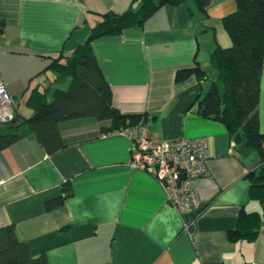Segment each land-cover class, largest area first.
Listing matches in <instances>:
<instances>
[{"label":"crops","instance_id":"obj_1","mask_svg":"<svg viewBox=\"0 0 264 264\" xmlns=\"http://www.w3.org/2000/svg\"><path fill=\"white\" fill-rule=\"evenodd\" d=\"M134 0H0V83L16 103L15 120L0 124L19 138L0 150V227L11 224L32 257L48 264H264V202L249 196L258 153L236 142L219 120L197 110L215 77L209 57L231 39L221 19L235 0L164 4L142 24L91 40V49L122 113L144 115L156 140L204 137L205 173L195 186L200 212L179 213L150 171L131 163L132 141L107 121L78 117L58 124L63 146L47 153L22 123L40 98L65 90L55 79L63 61L106 12ZM199 67L175 80L182 69ZM259 130L264 133V70L259 79ZM22 123V124H21ZM70 188L69 192L65 190ZM63 202L48 208L57 197ZM260 219L254 239H229L244 213Z\"/></svg>","mask_w":264,"mask_h":264},{"label":"trees","instance_id":"obj_2","mask_svg":"<svg viewBox=\"0 0 264 264\" xmlns=\"http://www.w3.org/2000/svg\"><path fill=\"white\" fill-rule=\"evenodd\" d=\"M209 1L134 0L135 5L122 13H104L83 43L63 61L55 59L53 62L55 79L70 78L67 88L52 90L48 100H37L34 113L22 123L28 124L42 148L52 153L64 144L58 128L61 121L78 117L107 121L100 126L102 133L144 121L141 113H122L113 106L111 89L91 49V40L120 34L127 28L140 25L164 4L191 3L204 13ZM235 4V10L221 19L231 45L227 48L216 46L212 50L209 60L215 77L199 97L197 110L205 117L221 121L236 142L257 151V165L248 173L251 180L249 196L264 202V133L259 130L257 112L259 79L264 70V0H235ZM191 72H195L201 81L210 79L206 71L196 66L179 70L175 80H181ZM15 116L10 122L0 124H10ZM18 138L19 133L14 130L0 133V150ZM65 190L68 193L70 188ZM62 202L60 196L48 201L47 207H57ZM199 212L200 208L191 219ZM259 224L256 213L241 214L236 228L228 233L229 239H254ZM0 264L48 263L45 255L30 256L25 243L16 236L14 226L8 224L0 227Z\"/></svg>","mask_w":264,"mask_h":264},{"label":"built area","instance_id":"obj_3","mask_svg":"<svg viewBox=\"0 0 264 264\" xmlns=\"http://www.w3.org/2000/svg\"><path fill=\"white\" fill-rule=\"evenodd\" d=\"M16 103L5 84L0 83V123L10 122L16 114ZM132 141L131 163L150 171L167 192L169 204L179 213H194L200 207L195 190L205 173L207 140L204 137H180L156 140L140 120L135 125L118 129ZM185 221V229L193 223Z\"/></svg>","mask_w":264,"mask_h":264}]
</instances>
